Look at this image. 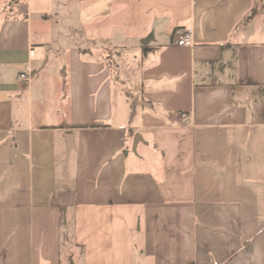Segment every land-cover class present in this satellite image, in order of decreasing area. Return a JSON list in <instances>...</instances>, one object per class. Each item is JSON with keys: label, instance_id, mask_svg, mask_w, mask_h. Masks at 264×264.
Masks as SVG:
<instances>
[{"label": "crops", "instance_id": "0c3cea01", "mask_svg": "<svg viewBox=\"0 0 264 264\" xmlns=\"http://www.w3.org/2000/svg\"><path fill=\"white\" fill-rule=\"evenodd\" d=\"M258 8L0 0V264H264Z\"/></svg>", "mask_w": 264, "mask_h": 264}, {"label": "rangeland", "instance_id": "374dc122", "mask_svg": "<svg viewBox=\"0 0 264 264\" xmlns=\"http://www.w3.org/2000/svg\"><path fill=\"white\" fill-rule=\"evenodd\" d=\"M257 4L260 7V8H258L259 14L256 15L253 19L249 20V24L247 26V29L243 30V33H244V31L246 32V36H243V37H247L248 40H256L255 42H262V41H264V0H257ZM252 13L249 15V18L252 16ZM66 16H69V12L64 13V17H66ZM137 51H139V48L136 51L135 50L129 51L125 57L124 56L122 57V59H119V57L116 56L115 51L114 52L112 51L113 53H111V52H105L104 53V58H107V56L109 57L108 59L111 58L114 66H122V67L124 66V70H127L126 74L125 73L120 74L118 77H120L121 81H123L124 83L127 84L126 86L129 88V94L131 96L136 94L135 89H132V85H131L132 81H133L132 79L136 78V76L138 75V72H139L138 62H134L135 59L132 57V55L137 53ZM143 51L144 50L142 49V52ZM122 60L124 62H122ZM121 64H123V65H121ZM115 74L116 75H114V76L116 78L117 73H115ZM131 148H129V150H130L129 157H133V155H137V151H136V153H133L131 151Z\"/></svg>", "mask_w": 264, "mask_h": 264}, {"label": "built area", "instance_id": "2783aa9c", "mask_svg": "<svg viewBox=\"0 0 264 264\" xmlns=\"http://www.w3.org/2000/svg\"><path fill=\"white\" fill-rule=\"evenodd\" d=\"M191 31L186 30V31H176L174 34V43L176 46H190L191 41ZM20 79H25V76L22 74L20 75ZM181 121L186 124L189 122V118L186 114H181L180 115Z\"/></svg>", "mask_w": 264, "mask_h": 264}, {"label": "water", "instance_id": "95a60500", "mask_svg": "<svg viewBox=\"0 0 264 264\" xmlns=\"http://www.w3.org/2000/svg\"><path fill=\"white\" fill-rule=\"evenodd\" d=\"M148 42H149L148 40L142 41L141 44L142 45H146ZM139 140H140V136L139 135H136L134 137V139H133V142H132V148H131L132 152H135V148H136V145H137V143H138Z\"/></svg>", "mask_w": 264, "mask_h": 264}]
</instances>
